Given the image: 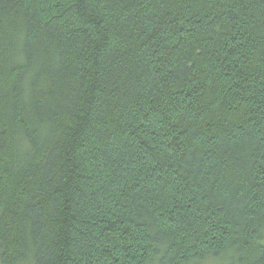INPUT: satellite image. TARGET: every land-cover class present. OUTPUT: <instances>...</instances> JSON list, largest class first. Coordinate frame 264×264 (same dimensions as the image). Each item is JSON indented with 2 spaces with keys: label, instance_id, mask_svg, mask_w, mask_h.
Returning a JSON list of instances; mask_svg holds the SVG:
<instances>
[{
  "label": "trees",
  "instance_id": "trees-1",
  "mask_svg": "<svg viewBox=\"0 0 264 264\" xmlns=\"http://www.w3.org/2000/svg\"><path fill=\"white\" fill-rule=\"evenodd\" d=\"M0 264H264V0H0Z\"/></svg>",
  "mask_w": 264,
  "mask_h": 264
}]
</instances>
